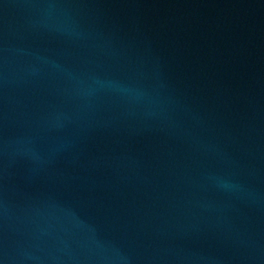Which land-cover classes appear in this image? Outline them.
<instances>
[{
	"label": "water",
	"instance_id": "1",
	"mask_svg": "<svg viewBox=\"0 0 264 264\" xmlns=\"http://www.w3.org/2000/svg\"><path fill=\"white\" fill-rule=\"evenodd\" d=\"M0 264H264V0H0Z\"/></svg>",
	"mask_w": 264,
	"mask_h": 264
}]
</instances>
